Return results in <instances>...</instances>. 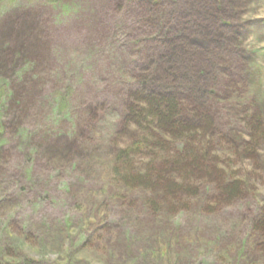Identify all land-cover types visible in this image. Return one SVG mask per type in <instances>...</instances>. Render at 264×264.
Listing matches in <instances>:
<instances>
[{"label": "rangeland", "instance_id": "rangeland-1", "mask_svg": "<svg viewBox=\"0 0 264 264\" xmlns=\"http://www.w3.org/2000/svg\"><path fill=\"white\" fill-rule=\"evenodd\" d=\"M214 1L201 7L207 22L229 25H206L215 33L208 42L194 41L199 49L233 50L241 65L247 60L237 85L245 97L223 103L226 118L244 123L256 108L261 119L251 124L264 129V0ZM0 2V247L6 250L0 264H202L217 251V264H234L230 256L235 264H264V136L256 133L254 157L241 158L245 125L237 123L238 140H245L240 151L229 149L231 136L226 142L223 135L228 151L219 159L232 164L228 171L241 189L228 206L210 196V184L204 199L182 198L192 202L188 211L167 212L169 204H181L173 200L155 216L141 194L130 199L133 191L113 183L109 146L126 94L121 69H127L125 58H142L151 36L136 42L140 18L129 11L137 0ZM143 6L150 9L143 3L138 10L147 12ZM86 114L91 122L72 139ZM128 199L134 205L126 211Z\"/></svg>", "mask_w": 264, "mask_h": 264}, {"label": "trees", "instance_id": "trees-1", "mask_svg": "<svg viewBox=\"0 0 264 264\" xmlns=\"http://www.w3.org/2000/svg\"><path fill=\"white\" fill-rule=\"evenodd\" d=\"M137 1L139 4L133 8L130 5L129 11L130 16L133 11L132 14L140 18L136 30L143 34L136 42L142 41L146 35L151 36L145 38L148 43L138 53L143 55L142 58H125L127 69H121L122 73H126L122 76L125 79L121 80L126 94L121 102L123 110L120 121H117L118 128L109 146L114 154L110 170L113 183L128 192L133 191L132 196L128 197L130 199L141 194L143 205L155 216L162 214L164 204L173 200L179 201L181 206L171 203L165 209L167 212L178 214L186 209L188 211L192 202L183 204L182 198L189 196L192 201L191 196H199L201 199V193L208 191V188L211 190L210 184L213 185L210 196L218 197V205L228 206V203L240 197L241 189L236 182L238 176L228 171L232 164L219 159L220 154L228 151L222 145L224 136L226 142L230 141L228 136H231L230 144L233 145L229 144V149L239 150L238 145L245 140H238L241 134L238 133L237 123L245 125L248 138L241 158H249L251 148L257 151L260 146L258 142L254 143L257 132L264 136L259 122L257 131L255 125L251 124L252 118L261 119L258 109L252 108L250 114L245 116L244 123L240 122L241 118H226L227 111L224 109V104L232 101V98L244 99V89L237 85L242 81L239 77L248 62H241L240 59L242 65L239 64L233 50L232 54H229L230 50L221 52L215 45L214 48L199 49L194 39L208 42L209 33L216 31L213 28L226 29L229 25L220 19L208 23V14L201 10L206 6L204 0ZM4 3L0 2V14ZM143 3L150 5V9L143 6L148 9L147 12L138 10ZM171 7L177 11H173L172 17L169 12ZM130 21L131 17L127 25L132 28L133 22ZM234 38V45H237L239 38ZM228 65L234 66L235 73L228 69ZM223 111L226 113L223 114ZM85 117L77 131L73 132L72 139L76 140L83 127L91 122V115L86 114ZM2 126L0 122V128ZM137 156L141 160L133 163V158ZM116 161L119 163L116 164ZM33 173L29 172L28 177L34 180ZM130 199L123 201L126 211L133 208ZM148 228L150 226L146 225ZM4 249L5 246L0 247V251H6ZM220 250L227 251L225 247ZM204 257L210 259L204 258L202 264H217L221 255L217 251ZM229 262L236 263L231 256ZM18 264L37 263L29 260Z\"/></svg>", "mask_w": 264, "mask_h": 264}]
</instances>
